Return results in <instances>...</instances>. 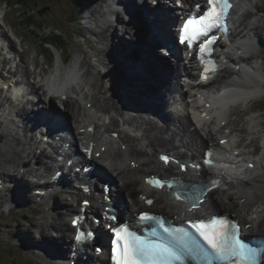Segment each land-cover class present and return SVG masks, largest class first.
Wrapping results in <instances>:
<instances>
[{"label": "bare ground", "instance_id": "bare-ground-1", "mask_svg": "<svg viewBox=\"0 0 264 264\" xmlns=\"http://www.w3.org/2000/svg\"><path fill=\"white\" fill-rule=\"evenodd\" d=\"M182 1L184 7H175L172 3L168 6L170 1L167 0L159 2L158 7L164 6L169 10L170 24L176 23L187 7L198 0ZM239 2L240 9L234 15L237 25L233 31L232 46L223 43L222 49L226 58L232 61L233 68H241L240 71L227 68L218 78L230 87H234L236 82L243 87H254L253 92L249 90L248 96L225 90L221 97L207 98L202 90L205 85H202L191 86L194 88L191 93L194 94L177 98L180 82L182 88L186 86L182 83L184 79L181 81L182 74L187 73L186 77L195 75L196 59L187 57L174 64L167 59L168 53L161 52L162 56L165 55L164 60L159 57L156 60L157 54H153L148 43L129 41L120 34L107 15V11L112 9L109 0H88L87 4L84 1L80 8L85 16V27L95 35L93 39L103 53L94 51L89 43L92 53L89 47L85 48L77 42L70 62H66L62 55L58 66L44 47L36 46V41H31L23 31L16 32L14 29L19 38L17 41L0 25V54L4 56L0 63V134L4 137L0 143V181L3 185L0 187V211L8 212L6 202L16 201V209L35 204L40 196L35 191L40 188L32 187L39 185L34 183V179H48L45 184H51L54 176L66 165L51 153L39 152L40 144L34 132L27 131L26 137L18 133L22 126L28 129L33 115L42 114L43 110L52 113L51 105L55 98H59L65 107L61 109L62 117L68 120L75 137L71 141L72 153L82 151L83 147L93 148L91 159L81 154L77 165L72 170H66V174L71 175L81 162L95 165L94 177L100 176L114 183L113 196L118 204L125 205V211L120 209L122 217L135 222L137 211H151L179 220L182 216L186 219L190 214L205 217L224 209L235 210L237 214L231 215L241 221L245 235H263L264 114L251 115V111L255 112L261 100L256 87L260 92L264 90V47L259 48L255 43L259 37H264V0ZM145 3H150V0H145ZM154 4L158 2L154 1ZM4 20L9 26L5 17ZM92 20H96V25H92ZM44 21L48 22V19ZM237 28L239 33L236 35ZM123 30L131 33L133 25L126 22ZM160 30L172 36L169 26ZM31 33L35 40V33ZM42 37L46 44L50 36L42 34ZM151 38H157L154 31ZM89 39L81 41L88 42ZM133 47L140 49L142 60L138 69L135 61L139 55L133 56ZM32 48H37L36 54L28 58ZM181 49L183 53L185 48L181 46ZM177 52L182 55L179 49ZM38 53L44 55L43 60L38 58ZM246 65L253 69L251 74L245 72ZM100 70L108 71L105 76L108 79L111 77L120 91L116 92L103 82ZM10 76L23 84L20 92L15 90L11 94L7 91L9 83L3 80ZM22 91L24 95H21ZM96 91L100 92L99 98L104 105H98L94 96ZM118 99H123L124 105ZM181 99L183 104L179 102ZM229 103L230 106L227 105ZM171 107L173 109L169 110ZM190 107L201 110L197 116H191ZM121 117L124 119L120 120ZM208 149L215 151L217 166L205 169V176L220 177L222 186L209 192L207 199L201 203L202 208L190 212L184 203L175 201L166 190H156L148 183L152 175L164 176L170 171L185 178L202 180L204 177L200 176V172H181L180 166L175 163L165 165L161 155H173L186 163L190 158L199 159ZM55 150L60 155L65 152L62 146ZM225 168L234 169L240 177L230 179L226 172L223 173ZM77 177L85 178L82 174ZM95 185V193L75 187L69 194L56 190L51 196L41 197V202H46L47 206L41 210L37 221L31 220L28 227L8 221L9 230L5 235L17 240L16 243L28 253L35 254L36 264H57L55 255H63L69 264H75V259L70 257L75 245V228L72 218H69L73 213L81 212L84 200L92 202L87 208L89 215L101 214L105 210L106 205L101 199L105 194L104 186L100 183ZM39 186L42 190L56 187L54 183L48 187ZM146 197L155 198L154 205L148 206ZM16 209L9 213L14 215ZM100 229L103 239H107L109 233L106 226L102 225ZM50 249L54 251V256L47 253ZM105 253L101 257L92 254V258L105 264ZM78 255L79 261L88 264L86 255Z\"/></svg>", "mask_w": 264, "mask_h": 264}, {"label": "rangeland", "instance_id": "rangeland-1", "mask_svg": "<svg viewBox=\"0 0 264 264\" xmlns=\"http://www.w3.org/2000/svg\"><path fill=\"white\" fill-rule=\"evenodd\" d=\"M5 1H8V0H0V7H1L0 18L4 22V17L6 18V16L4 15L8 11V15H7L8 18L6 19V21L7 23L9 22L11 25L7 26L4 22V24L6 25L5 27L1 23V21H0V25H3L5 29L8 31V33L11 36H13L14 39H17V41L19 40V38H17V36L14 34V29H16V32L17 31H20L21 33L24 32L23 34H26L31 39V41L33 42L36 41L35 42L36 46L44 47V51H47L48 53L52 54L51 46L45 44V42L43 41L42 34L49 35L50 32H53V34H50L49 36L50 37L52 36L60 37L61 36L60 39L62 41L60 42V44L58 42L57 43L59 44V46L60 45L63 46L65 56L66 54H68L70 58L73 57L74 54L72 51L74 49V46L78 45L77 42L81 43L80 45L84 46L85 48L89 47L88 43H90L94 51L98 52L99 54L103 53V51L100 50L101 48L97 47L98 45L95 43V39H93L95 35H93L90 31H88V29L85 27V24L83 23L84 22L83 20L81 21L82 25L77 24L76 26L74 25V23H72L69 20L74 11H77L78 15L82 17L80 8L83 7V2L85 1V3L87 4L88 0H79V1L75 0V2H77L79 5L75 4L72 0H30L32 4L30 8H27L26 5H22L21 3L12 2V1H8V2L13 3V4H10L7 2L8 4L6 5ZM149 4L153 5V2H151L150 0ZM23 9L29 10L31 14H36L35 16H32L35 23H32V25H30V21H29L30 16L29 14H25ZM45 18L48 19V22L44 21ZM53 26H58L59 28L58 31L59 33H61V35L58 34V31L54 29ZM31 31L35 33L36 35L35 40H34V37ZM78 32H81L82 35H79ZM54 33H57V34H54ZM83 38H86V41L89 38H92L93 40L89 39L88 42H82L81 40ZM53 47L55 51L57 52V57H59V61H61L62 58H61L59 50L57 49L56 46H53ZM18 50H19V45H18ZM36 50L37 48H32L31 51L29 52L28 58L35 55ZM37 56L40 60L44 59L43 58L44 55H41V53H38ZM2 59H3V56H0V60ZM0 63L2 62L0 61ZM97 91H99L98 88H97ZM97 91L94 96L96 100L98 101V105L100 106L104 105V103H102L101 99L99 98L101 97L100 92H97ZM97 94L100 96H97ZM90 99L92 100L91 102L94 101L91 95H90ZM118 101L120 102L121 105H124L125 103L123 99H118ZM55 104L60 105V107L63 106V103L60 99L54 100L53 105ZM256 109L254 110L255 112L251 111L252 113L251 115L264 114V95L261 97V100H259ZM238 114L240 116H243L242 112L240 111H238ZM122 119L124 118L121 117L120 120ZM134 133L136 134L137 132H134ZM44 207H45V203L26 207L27 211H24L23 207L18 208L19 214L17 217L20 220H17V218H14V223L19 224V222L21 221L20 223L24 224V227H28V225L31 224V220L36 219L40 214V210L43 209ZM223 211L230 212L231 214H235V215L237 214L235 210H225L224 209ZM10 216L11 215H9L8 213H3V221L4 222L7 221V219H9ZM7 226H8V223L0 224L1 232L5 231L7 233L9 230V227ZM263 229H264V226H263ZM0 236H3V235H0ZM7 238L9 239H6V238L0 239V264H23V263L24 264H36V258L34 256H30L29 254H27L26 251L20 250L19 247L16 246L15 240L11 239L9 236ZM34 239H35V236H34Z\"/></svg>", "mask_w": 264, "mask_h": 264}, {"label": "snow or ice", "instance_id": "snow-or-ice-1", "mask_svg": "<svg viewBox=\"0 0 264 264\" xmlns=\"http://www.w3.org/2000/svg\"><path fill=\"white\" fill-rule=\"evenodd\" d=\"M208 8L199 18H190L181 30V42L185 40V34L190 26L198 25L195 37H188V44L191 47L193 39L206 37L214 28L226 30L225 21L232 5L229 0H207ZM214 39L212 42H214ZM210 47V45H209ZM205 48L201 47V53ZM209 71V69H206ZM167 159L166 157L164 158ZM210 163V161H209ZM148 183L161 186L158 180L150 179ZM141 220L151 219L147 214L141 215ZM200 234L221 256L226 258L234 257L238 264H250L255 253L243 241L238 238V229L235 225H222L221 231L209 228L201 223L194 225ZM165 231H168L165 229ZM117 239L112 249V260L114 264H173L174 261L182 259V254L175 248L158 241L144 239L127 227L116 229ZM80 237H78L79 239ZM181 244L188 249L187 243L181 239ZM190 250V249H189Z\"/></svg>", "mask_w": 264, "mask_h": 264}, {"label": "trees", "instance_id": "trees-1", "mask_svg": "<svg viewBox=\"0 0 264 264\" xmlns=\"http://www.w3.org/2000/svg\"><path fill=\"white\" fill-rule=\"evenodd\" d=\"M8 1H12V2H18V3H28L30 0H8ZM32 23H34V20L32 17H30V25H32ZM60 40V38H58Z\"/></svg>", "mask_w": 264, "mask_h": 264}, {"label": "water", "instance_id": "water-1", "mask_svg": "<svg viewBox=\"0 0 264 264\" xmlns=\"http://www.w3.org/2000/svg\"><path fill=\"white\" fill-rule=\"evenodd\" d=\"M262 44L264 45V40H262ZM0 141H2V136L0 135Z\"/></svg>", "mask_w": 264, "mask_h": 264}]
</instances>
